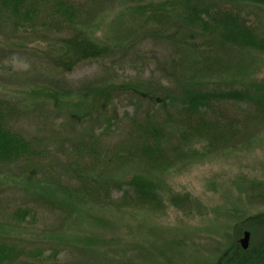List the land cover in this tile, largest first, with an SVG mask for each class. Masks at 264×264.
Wrapping results in <instances>:
<instances>
[{
  "label": "trees",
  "instance_id": "obj_1",
  "mask_svg": "<svg viewBox=\"0 0 264 264\" xmlns=\"http://www.w3.org/2000/svg\"><path fill=\"white\" fill-rule=\"evenodd\" d=\"M113 1L107 0V6ZM104 2L0 0V27L44 44L50 49L42 50L47 64L66 75L83 63L119 56L114 46L99 43L88 32ZM176 2L175 9L141 8L135 15L144 38L164 40L176 48L171 81L129 80L117 87L92 82L77 93L51 83L56 107L69 108L67 118L74 124L69 128L81 127L79 140L69 139L65 122L45 127L47 135H28L16 125L29 111L0 98V229L30 224L40 208L68 218L89 206L161 212L165 199L160 182L146 177L147 171L164 174L206 161L244 145L264 129V94H254L249 86L223 91L195 87L205 79L250 76L255 53L264 54L259 13L248 0ZM124 97L130 109L121 114L118 103ZM46 119L44 126H54L52 118ZM120 126L122 135L111 140ZM130 165L140 173L131 178L118 175ZM6 176L24 179L25 186L31 183L23 189L28 203L13 206L5 193ZM248 191L250 200L264 205L263 183L251 181ZM168 201L182 210L195 204L188 194L171 195ZM261 218L264 214L256 216ZM24 243L2 239L0 264H16L26 251H32L30 256L37 261L23 264H59L45 257H59L62 251L53 249L46 255ZM240 245L235 247L243 253ZM113 249L116 254L121 251Z\"/></svg>",
  "mask_w": 264,
  "mask_h": 264
},
{
  "label": "rangeland",
  "instance_id": "obj_2",
  "mask_svg": "<svg viewBox=\"0 0 264 264\" xmlns=\"http://www.w3.org/2000/svg\"><path fill=\"white\" fill-rule=\"evenodd\" d=\"M248 1L259 13L260 29L264 33V0ZM177 4L176 0H114L107 6L105 0L102 12L88 32L99 43L114 46L119 56L104 62L83 63L66 75L52 71L47 64L44 54L50 49L44 44L33 43L28 34L18 38L0 27V98L29 111L16 126L28 135H47L45 127L55 128L65 122L69 139L81 138V127L69 128L74 125L67 118L69 108L54 104L55 98L50 92L53 82L77 93L92 82H109L117 87L129 80L171 81L176 48L164 40L144 38L143 26L135 21V15L141 8L168 10L173 6L175 9ZM255 57L253 70L244 80L212 78L195 87L223 91L247 90L249 86L254 94H264V54L256 52ZM118 105L121 114L130 109L126 97ZM46 118H52L54 126H44ZM74 129L79 131L76 133ZM122 133L123 126H120L111 140L119 139ZM137 168L130 165L118 175L131 178L140 173ZM145 176L160 182V192L166 201L161 212L89 206L68 218L40 208L36 209L37 215L30 224L0 229V241L25 242L24 245L46 255L53 249L62 251L59 257H45L50 263L59 264H264L261 256L264 218L256 219L257 215L264 214V205L250 200L248 191L251 181L264 184V129L244 145L206 161L184 164L164 174L147 171ZM3 182L14 207L28 203L23 189L31 183L27 181L25 186L24 179L12 176L3 177ZM186 194L195 201L192 209L182 210L168 201L171 195ZM246 231L251 233L249 247L243 253L237 252L235 246L240 244ZM63 241L73 247H65ZM115 246L120 253L114 252ZM31 253L26 251L16 264L37 261Z\"/></svg>",
  "mask_w": 264,
  "mask_h": 264
},
{
  "label": "water",
  "instance_id": "obj_3",
  "mask_svg": "<svg viewBox=\"0 0 264 264\" xmlns=\"http://www.w3.org/2000/svg\"><path fill=\"white\" fill-rule=\"evenodd\" d=\"M249 241H250V232L246 231L244 233V237L240 240V244L243 249H248L249 247Z\"/></svg>",
  "mask_w": 264,
  "mask_h": 264
}]
</instances>
